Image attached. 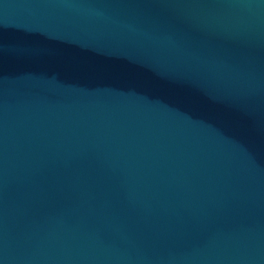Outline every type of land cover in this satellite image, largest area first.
Masks as SVG:
<instances>
[{
	"label": "water",
	"instance_id": "obj_1",
	"mask_svg": "<svg viewBox=\"0 0 264 264\" xmlns=\"http://www.w3.org/2000/svg\"><path fill=\"white\" fill-rule=\"evenodd\" d=\"M0 264H264V0H0Z\"/></svg>",
	"mask_w": 264,
	"mask_h": 264
}]
</instances>
